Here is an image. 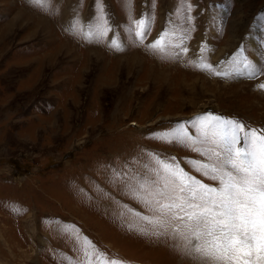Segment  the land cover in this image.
I'll return each instance as SVG.
<instances>
[{
  "label": "rangeland",
  "instance_id": "obj_1",
  "mask_svg": "<svg viewBox=\"0 0 264 264\" xmlns=\"http://www.w3.org/2000/svg\"><path fill=\"white\" fill-rule=\"evenodd\" d=\"M101 9L112 31L90 41ZM148 16L140 43L128 29ZM261 17L264 0H0V264H86V249L92 264H199L178 239L141 234L134 213H151L128 178L155 153L215 184L184 163L203 157L154 138L177 123L212 113L264 130ZM166 29L186 54L149 48ZM201 49L214 66L244 49L257 74L201 71Z\"/></svg>",
  "mask_w": 264,
  "mask_h": 264
},
{
  "label": "snow or ice",
  "instance_id": "obj_2",
  "mask_svg": "<svg viewBox=\"0 0 264 264\" xmlns=\"http://www.w3.org/2000/svg\"><path fill=\"white\" fill-rule=\"evenodd\" d=\"M31 2L42 4L43 0ZM100 12L95 23L87 25L85 38L90 41L103 39L112 31L102 9ZM151 24V16L138 19L128 31L143 43ZM112 44L116 50H123L122 42ZM148 46L163 56L188 52L185 35H177L175 29L162 31ZM243 52L241 49L231 60L214 66L204 60L201 49L195 66L223 78L241 74L242 69L250 76L256 75L255 66ZM260 87L264 89V84ZM189 123L196 135L189 132ZM154 138L174 140L203 157L184 163L215 184L192 175L176 157L165 159L151 154L154 161L145 166L147 173L130 176L132 183L127 185L133 198L151 213H134L152 228L151 232L141 228V234L178 239L182 243L175 245L177 250L199 264H264V130L249 128L235 118L207 113L191 122L177 123L171 131L155 133ZM85 259L86 264H92L87 249ZM97 264L123 261L102 257Z\"/></svg>",
  "mask_w": 264,
  "mask_h": 264
}]
</instances>
